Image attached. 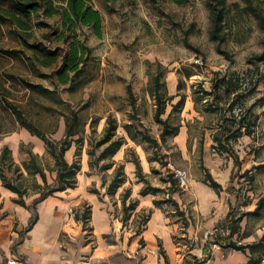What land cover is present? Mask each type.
I'll return each mask as SVG.
<instances>
[{"label": "rangeland", "instance_id": "1", "mask_svg": "<svg viewBox=\"0 0 264 264\" xmlns=\"http://www.w3.org/2000/svg\"><path fill=\"white\" fill-rule=\"evenodd\" d=\"M91 4L101 14L102 36L97 38L87 26L73 30L91 52L81 72L69 73L66 84L59 81L58 73L67 48L64 37L73 32L64 31L59 39V16L48 17L40 10L22 17L25 29L8 20L1 24L0 152L10 148L24 177L7 166V161L0 164V170L10 180L22 182L31 204L32 194L38 195L35 183H43L39 175L27 174L23 163L32 152L47 182L54 184L55 160L43 138L58 147L76 122L78 132L70 137L72 161L98 175L105 192L118 164L139 159L141 174L136 173L133 162V172H127L123 164L130 179L112 199L121 200L126 188L131 196L134 183L158 188L152 191L153 205L173 215L181 230L199 228L205 243L211 245L226 241L229 231L223 222L230 212L239 222L230 239L249 245V254L259 261L264 257V203L255 209L264 197V0H187L182 4L172 0H91ZM9 5L2 6L11 8ZM49 51L61 56L45 65ZM156 77L165 103L161 118L172 129L182 121L187 125L185 133L179 135L178 128V134L167 135L164 142L151 94ZM222 77L231 79L230 93L217 98L213 84ZM214 106L228 116H245L251 134H242L227 148L221 147L214 140L220 123ZM186 114L191 116L188 122ZM109 116L115 119L116 134L126 136L125 157L122 163L114 161L111 168L103 169L111 157L98 160L104 145L98 147L96 142ZM228 126L233 128L230 120ZM145 134L156 138L159 146L146 141ZM35 144H41L43 152L37 153ZM175 168L186 171L188 186L177 184L178 191L170 193L168 174ZM208 172L221 189L206 182ZM186 192L190 193L184 195ZM120 209L122 213V205ZM150 211L137 206L125 213L123 226L129 240L141 231ZM185 238L190 249L201 247L199 236Z\"/></svg>", "mask_w": 264, "mask_h": 264}, {"label": "crops", "instance_id": "2", "mask_svg": "<svg viewBox=\"0 0 264 264\" xmlns=\"http://www.w3.org/2000/svg\"><path fill=\"white\" fill-rule=\"evenodd\" d=\"M190 118L186 114L185 121ZM181 124L179 135L187 131L184 121ZM34 146L38 147L37 153L43 152L41 144ZM71 148L64 154L69 163ZM124 157L121 147L112 159L122 163ZM122 164L127 172H133L130 161ZM88 171L89 168L81 166L74 188L56 191L37 203L38 219L30 228L32 211L27 208L28 200L24 196L25 205L15 202L18 195L4 187L0 179V264H260L247 248H213L205 243L199 228L181 230L173 215L153 205L154 194L140 195L139 183H134L130 197L138 200L139 209L148 208L151 212L140 233L129 240L131 236L124 232L121 200L117 196L112 199L100 177ZM36 196L32 194L31 202ZM84 204L90 207L88 229H83V222L75 217L81 216ZM186 235L189 240L199 236L201 247L190 249ZM138 241L143 243V249L139 255L130 256L128 251Z\"/></svg>", "mask_w": 264, "mask_h": 264}, {"label": "trees", "instance_id": "3", "mask_svg": "<svg viewBox=\"0 0 264 264\" xmlns=\"http://www.w3.org/2000/svg\"><path fill=\"white\" fill-rule=\"evenodd\" d=\"M177 3H184L187 0H172ZM10 2L11 8H6L2 6L3 4ZM42 10L44 15L50 17L57 15L60 18V25H61V32H60V38L62 39L64 31H71L78 26H87L91 29L92 33L97 37L100 38L102 36V17L100 12L95 9L92 4L91 0H0V26L5 21L8 20L12 23H15L19 25L22 28H26V22L22 19V17H25L29 15L30 13H36L38 11ZM218 19V18H216ZM1 29V28H0ZM70 37V38H69ZM65 36V42L67 43V48L65 53L62 55V66L58 73L59 81L63 84H66L69 81V73H72L73 75H78L81 72V69L83 65L88 61L89 54L91 52V49L85 44V42L78 38V36L73 32L71 36ZM31 48H38L37 44H31ZM50 54V58L47 60L45 65L52 64L56 62V60L61 56L58 51H49L47 52ZM264 57V55H263ZM159 79L158 77L155 78V89L151 93L153 97L156 100V110H155V120L158 123L162 124V129L160 132V139L164 142L167 135H176L178 134V128L179 125H177L174 129L170 128V124L166 119L161 118V114L165 112V103L164 99H162L161 94L158 92V88L156 85H158ZM230 83L231 79H228L226 77H222L218 80V82L213 84L214 91V97L221 98L224 95H229L230 93ZM127 92L128 96L131 98V101L133 102V94L131 87L127 86ZM180 101V100H179ZM213 111H218L219 114V129L217 130V133L214 135V140L216 142H219L221 147H228L232 141L236 140L238 137H240L242 134H251V130L249 129L248 125L249 123H245V116H235L229 114V116L226 113H223L221 110V107L214 106ZM232 119V120H231ZM106 127L104 130V133L102 137L96 142V146L101 147L104 145L102 150L100 151L97 159L101 160L107 157H111V162L105 163L102 165L103 169H109L114 165V160L112 159L115 153L123 146L125 143V139L123 136H119L116 134V123L115 119L113 117H107L106 119ZM228 120L231 121V124L233 125L228 126ZM76 121V118H75ZM141 127L142 124H140ZM78 124L74 122L70 125V127L66 130V139L62 141V143L59 144V146L53 145L51 142H48L46 139L43 138L45 147H47V151L53 156L55 160V181L54 184L48 183L46 178V173L42 169V167L36 162L35 155L31 152L30 158L28 161H25L23 163V170L27 172L29 175H36L38 174L42 180V185L39 183H35L36 193H38V196L33 198L31 204L27 205L28 209H31V217L28 223V228H30L38 219V214L36 211V205L49 195H53L56 191H62L67 188H74L77 184V174L80 171V164L77 161H72L69 163L65 157V152L69 149L71 146V138L72 136L76 135L78 132V129L76 128ZM127 135L130 139H134L135 137L132 136L129 126L124 127ZM144 138L146 141L150 142L154 146H159V142L156 138H153L149 136L148 134H145ZM49 145V146H48ZM5 161H7V166L14 167V170L19 173V177H24L22 168L18 164H16L12 157H11V150L9 147H3V149L0 152V164H3ZM135 164L136 173L141 174V164L139 162L138 158H133L132 160H129ZM123 164H118L113 176L111 177L109 183L106 187V193L108 195H114L117 191V189L122 186L126 181V175L123 171ZM0 179L2 182V185L13 192H15L18 197L14 200L15 202L25 205L24 196L26 194V187L22 188V182L16 183L9 178L6 177V175L0 170ZM141 181V180H139ZM169 181V192L175 193L178 191L177 184L178 181L174 177L173 173L168 174V180ZM206 182L209 183V185L215 189H221V185L216 182L211 174L208 172ZM158 188L152 187L148 188L146 185L141 188L140 195H146L148 193H152V191H157ZM93 191L97 192L96 189H93ZM130 189L126 188L122 194L121 202H122V209H123V218L124 215L127 212H130L134 210L138 206V200L137 199H131L129 203H127V200L130 199ZM156 203V202H155ZM264 203V197L261 198V200L258 203V206L256 207V211L259 209V207L262 206ZM174 205H177L176 202H174ZM151 212V211H150ZM150 212L148 214V217L146 218L143 225H145L147 219L150 216ZM76 219H81L83 222V229H88V221L90 217V207L86 206V208L83 209L81 216L75 215ZM224 225L228 231V237L225 239H220L219 241L227 242L224 243L225 247H228L230 249L235 250H242L244 248H248L249 245H238L236 242L232 241L230 239L232 233L236 232L238 229L239 222L238 220H233L231 218L230 212L226 214L224 219ZM140 233V231H139ZM138 234V232L135 233V235ZM261 259V258H260ZM194 261L196 259L194 258ZM260 261V260H259Z\"/></svg>", "mask_w": 264, "mask_h": 264}, {"label": "built area", "instance_id": "4", "mask_svg": "<svg viewBox=\"0 0 264 264\" xmlns=\"http://www.w3.org/2000/svg\"><path fill=\"white\" fill-rule=\"evenodd\" d=\"M196 63L200 64L199 60H196ZM173 175L177 179L178 184L182 188H187V174L186 171L181 168H175L173 169ZM213 248H220L224 246V243L221 241L213 242L211 245ZM144 245L141 241H138L135 245V247L132 250L128 251V254L130 256H137L140 254L141 250L143 249ZM207 258H203V261H207ZM260 264H264V257H262L259 261Z\"/></svg>", "mask_w": 264, "mask_h": 264}]
</instances>
